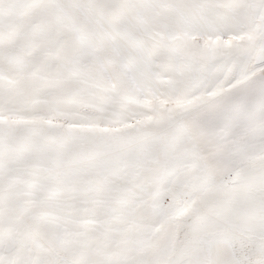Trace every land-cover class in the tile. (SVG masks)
<instances>
[{
  "label": "snow or ice",
  "instance_id": "obj_1",
  "mask_svg": "<svg viewBox=\"0 0 264 264\" xmlns=\"http://www.w3.org/2000/svg\"><path fill=\"white\" fill-rule=\"evenodd\" d=\"M0 264H264V0H0Z\"/></svg>",
  "mask_w": 264,
  "mask_h": 264
}]
</instances>
